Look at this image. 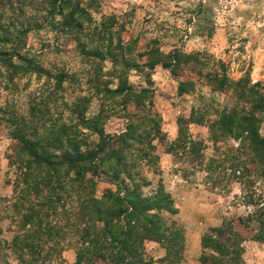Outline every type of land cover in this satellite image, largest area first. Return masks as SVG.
I'll return each instance as SVG.
<instances>
[{"label":"trees","instance_id":"trees-1","mask_svg":"<svg viewBox=\"0 0 264 264\" xmlns=\"http://www.w3.org/2000/svg\"><path fill=\"white\" fill-rule=\"evenodd\" d=\"M36 1L33 28L29 23L5 28L0 21V97L2 90L14 95L19 91V82L28 76L45 77L48 81L46 89L42 87L31 94L30 120L18 113L14 101L0 107V122L10 125L11 149L17 152L11 157L12 165H18L12 197L0 199L7 202L6 218L12 220L17 233L10 241L0 243V251L10 250L15 264H65L63 255L67 250L75 252L74 264H163L167 260L168 264L180 263L185 251L184 232L176 222L167 224L163 217L178 213L174 200L162 182L150 195L143 192L151 183L140 170H151L156 163L152 153L155 148H145V139H161L165 153L181 166L176 173L185 181L195 183L202 176L207 190L225 193L235 182L244 185L241 190L247 192L245 185L254 188L258 183L251 179L253 172L263 169L264 177V137L259 119L253 114L239 117L233 113L205 121L204 117L191 115L179 119L174 141L161 137L158 121L153 119L155 128L148 129L144 121L148 130L139 135L135 121L126 116L134 91L121 84L114 90L106 88V92L122 97L125 129L108 134L100 116L87 117L88 99L82 95L84 84L79 81L78 71L58 69L50 52L55 46L57 53L64 52V45L58 43L64 37L74 45L79 58H104L103 51L109 52L112 47L103 44L102 39L109 28L104 31V25L94 24V1ZM32 30L51 32L57 43H44L37 51L29 49L28 35ZM168 58L176 67L178 53ZM50 65L54 66L52 70ZM52 81L55 86L50 85ZM66 82L79 89L75 100L65 103L74 118L70 125L59 119L44 137L37 127L45 128V121L41 124V120L47 115L48 103L65 90ZM50 88L53 94L48 96ZM87 90L102 91L100 85L94 84ZM261 97L264 107V93ZM192 124L209 128L212 147L191 135ZM232 139L239 141L238 146L231 143ZM221 146H225L223 152L219 151ZM210 148L215 154L209 157ZM104 183L111 188L101 190ZM244 202L256 209L239 222L244 230L253 233L252 239L264 242V191L258 199L249 194ZM245 241L247 238L231 222L229 226L211 229L202 238V249L212 250L220 258L204 252L202 264H241ZM149 242L165 247L167 254L161 262L147 255ZM0 264L14 263L0 260Z\"/></svg>","mask_w":264,"mask_h":264},{"label":"rangeland","instance_id":"rangeland-1","mask_svg":"<svg viewBox=\"0 0 264 264\" xmlns=\"http://www.w3.org/2000/svg\"><path fill=\"white\" fill-rule=\"evenodd\" d=\"M91 2L94 24L104 25V31L109 28L102 39L103 44L112 45L110 51H103L104 58L81 59L75 54L74 45L63 37L58 43L64 45V52L57 53L55 46L50 57L58 69L78 71L79 81L84 84L82 95L88 99L85 102L87 117L100 116L108 134L121 133L127 116L135 121L139 135L144 130L155 128L151 123L155 119L161 137L174 141L180 118L188 119L195 115L204 117L205 121H213L235 113L239 117L255 115L264 137V107L261 103L264 93V0ZM37 6L36 0H0L1 24L6 28L29 23L33 28L34 8ZM44 43L56 44L54 34L34 30L29 33V49L41 50ZM175 53L179 55L176 67L168 58ZM50 66L52 70L54 66ZM47 82L45 77L36 75L24 78L14 95H6L2 90L0 107L14 101L18 113L30 120L31 94L42 87L46 89ZM90 84L100 85L102 91L89 92ZM121 84L132 87L134 91L126 116L123 114L122 97L106 92V88L114 90ZM50 85L56 84L52 81ZM182 85L183 91L180 90ZM64 88L48 103L47 115L41 120V124L45 121L46 129L37 127L42 135L45 134L44 137L59 119L70 125L71 118H74L65 103L73 102L79 89L70 87L68 82ZM51 91L50 88L48 96L53 94ZM144 121L148 129L144 127ZM9 128L10 125L0 122V199L12 197L14 185L17 186L15 174L18 165L13 166L11 158L17 152L11 149L13 140L9 136ZM189 132L212 147L208 127L192 124ZM160 140L145 139V148L150 145L155 148L152 153L156 163L151 170L142 167L140 173L151 183L143 188L145 195H150L162 182L174 200L178 213L164 214L163 217L167 224L176 222L186 238L183 260L178 264H202L204 252L220 258L212 250L202 249V238L211 229L223 224L229 226L230 222L247 238L243 242L241 264H264V242L252 239L253 233L244 230L239 222V219L246 220L255 212L256 206H248L244 198L248 199V195L253 194L258 199L264 191L263 169L252 173L251 179H257L258 183L254 188L245 185L247 192L241 190L244 185L235 182L225 193L210 191L201 182L202 176L191 183L176 173L181 166L165 153ZM231 143L238 146L239 141L232 139ZM221 147L219 151L223 152L225 146ZM208 154L209 157L215 154L212 148ZM107 188L111 186L106 183L101 186V190ZM6 204L0 201V243L10 241L17 233L12 220L6 218L9 212ZM146 253L154 261L161 262L167 251L164 246L149 242ZM63 256L65 264H74L73 250L65 251ZM14 259L10 250L0 251L1 261L15 264ZM163 264H168V260Z\"/></svg>","mask_w":264,"mask_h":264},{"label":"crops","instance_id":"crops-1","mask_svg":"<svg viewBox=\"0 0 264 264\" xmlns=\"http://www.w3.org/2000/svg\"><path fill=\"white\" fill-rule=\"evenodd\" d=\"M150 244H154V242H150ZM201 250V249H200ZM200 252H202V251H200Z\"/></svg>","mask_w":264,"mask_h":264}]
</instances>
